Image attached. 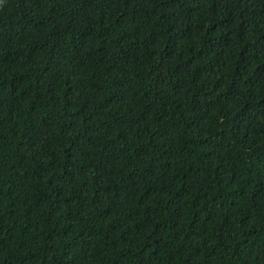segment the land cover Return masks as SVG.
<instances>
[{
  "label": "trees",
  "instance_id": "16d2710c",
  "mask_svg": "<svg viewBox=\"0 0 264 264\" xmlns=\"http://www.w3.org/2000/svg\"><path fill=\"white\" fill-rule=\"evenodd\" d=\"M0 264H264V0H0Z\"/></svg>",
  "mask_w": 264,
  "mask_h": 264
},
{
  "label": "clouds",
  "instance_id": "9594fccd",
  "mask_svg": "<svg viewBox=\"0 0 264 264\" xmlns=\"http://www.w3.org/2000/svg\"><path fill=\"white\" fill-rule=\"evenodd\" d=\"M147 244V243H146Z\"/></svg>",
  "mask_w": 264,
  "mask_h": 264
}]
</instances>
